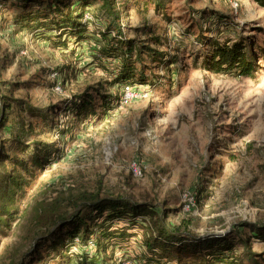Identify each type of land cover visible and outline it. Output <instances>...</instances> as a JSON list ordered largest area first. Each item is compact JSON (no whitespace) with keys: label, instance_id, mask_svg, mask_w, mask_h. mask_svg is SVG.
Segmentation results:
<instances>
[{"label":"rangeland","instance_id":"374dc122","mask_svg":"<svg viewBox=\"0 0 264 264\" xmlns=\"http://www.w3.org/2000/svg\"><path fill=\"white\" fill-rule=\"evenodd\" d=\"M88 1L80 35L50 21L62 19L58 0H8L0 9V175L17 169L22 180L19 211L0 228V264H144L154 213L180 226L187 243L226 238L182 255L184 264H264V234L250 227H264V8L255 0H116L112 25L102 1ZM61 3L78 13L83 2ZM30 12L48 19L26 22ZM126 38L163 55L134 52L132 79L118 82ZM231 40L255 54L253 75L201 66L212 41ZM85 91L96 97L87 117L75 106ZM19 114L26 152L8 130ZM45 145L50 151L34 152ZM70 188L123 194L154 212L93 218L85 210L92 238L74 244L77 226L61 230L62 219L80 208L54 204ZM86 228L78 226L80 237Z\"/></svg>","mask_w":264,"mask_h":264},{"label":"trees","instance_id":"16d2710c","mask_svg":"<svg viewBox=\"0 0 264 264\" xmlns=\"http://www.w3.org/2000/svg\"><path fill=\"white\" fill-rule=\"evenodd\" d=\"M23 3L28 0H22ZM102 1L101 7L105 9L108 14L112 17L111 24L118 23V19L120 18V8L118 6V1L116 0H100ZM262 8H264V0H255ZM8 0H0V9L4 11ZM59 5L55 8L59 13L61 20H50L54 24L62 25L68 24L71 26V29L74 34L80 35L81 32L85 29L84 23L80 21L84 14L85 7L89 5L91 2L88 0H82V4L80 8H82L78 13L73 12L70 6H62V0H58ZM67 7V11L66 8ZM53 13V12H52ZM76 13V14H74ZM40 13H25L24 19L30 20H42L48 19L46 15H39ZM123 33L121 26L118 27L117 34L121 36ZM160 40V38H156ZM122 44L125 46V51L123 52L124 62L121 65L120 72L117 74L116 80L119 81H129L132 79L134 75V62L131 61L134 52H137L135 56H142V54L149 53L151 57L156 61L159 58H162L163 53H160L156 48H152L149 45H144V47L137 48L136 42L134 39H122ZM212 51L207 54L205 59L203 60L201 66L209 70L210 72L215 73H224V74H234L238 76H250L253 75L256 70V57L255 54L247 50V46L243 40H231L225 41L224 43H220L219 41L213 42L211 44ZM104 51L107 49H103ZM97 93H100V90H95ZM78 102H75V106L77 108V114L88 116V113L93 112L94 103L96 100L95 95H93L90 91H85ZM11 104H7V108H11ZM32 105H30L31 107ZM24 109V108H23ZM25 110V109H24ZM3 120H9L5 115H3ZM27 123L26 120L21 114H19L14 120L10 121L9 124V133L12 135V140L15 143H20L22 150L24 152L27 151V147L30 144L23 143V137L27 133ZM50 151L48 145H45L44 148H34V152H46ZM39 158H37L38 161ZM21 165L26 169V164H23V160L20 161ZM17 169L14 171L3 170L0 175V228L4 225H9L10 218L15 216L19 210L16 205L17 201V189L21 187L22 180L21 176H18ZM72 188L67 189L62 193V198L59 196V200L55 202L56 209L61 211V204L65 203V207H71L78 209L80 208V214L74 220H63L62 229L66 228V226L73 225L77 226L76 231H69L72 233V243H76L75 240L78 238L82 243L88 244L90 237H88L91 232L90 228L86 224L85 217L83 213L85 210L88 211L89 216L93 218L102 217L105 213L108 212V216H112L113 214H117L118 216H141L142 214H146V212H154L150 211L149 206L145 205V203H137L126 196L116 195V194H102L100 190L97 192H91L90 190H84L80 193H75ZM69 192V195L63 198V196ZM61 212L59 213V219H61ZM55 221L54 223H56ZM84 224L86 228L84 236L80 237L78 226ZM253 232L259 234H264V227L258 226L256 224L250 225ZM180 226L177 227L175 225H171L167 223L162 217H159L157 213L151 216V220L147 227H145L144 231V244L147 248V253H144L143 263L144 264H155V258L159 257V259L166 257L168 264H171L173 261L177 262V264H184L182 262V255H196L201 248L209 246L217 248V246L221 245L223 241H226L225 237L217 236V238H206L203 240H198L194 243H187L180 236H177V232L179 231ZM75 236V237H74ZM77 236V237H76ZM91 236V235H90ZM98 243L97 240H95ZM248 253L250 256L254 257L255 255L251 252L249 246L247 247ZM95 262V261H94ZM94 262H92L94 264ZM233 261L229 259L227 262H223V264H233ZM96 264V263H95Z\"/></svg>","mask_w":264,"mask_h":264},{"label":"built area","instance_id":"2783aa9c","mask_svg":"<svg viewBox=\"0 0 264 264\" xmlns=\"http://www.w3.org/2000/svg\"><path fill=\"white\" fill-rule=\"evenodd\" d=\"M233 5H234L235 7H237V6H238V2H233ZM126 94H127L128 96H130V93H129L128 91H127ZM130 168L132 169V173H133V175H134L135 177L140 178V176L143 175V169L141 168V166H139V165L137 164V162H133V163L131 164ZM128 264H130V263H128Z\"/></svg>","mask_w":264,"mask_h":264}]
</instances>
